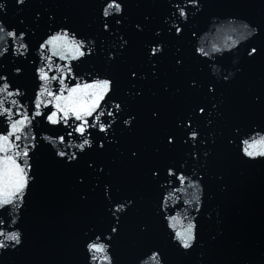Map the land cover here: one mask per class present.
I'll use <instances>...</instances> for the list:
<instances>
[{
	"label": "snow or ice",
	"instance_id": "obj_1",
	"mask_svg": "<svg viewBox=\"0 0 264 264\" xmlns=\"http://www.w3.org/2000/svg\"><path fill=\"white\" fill-rule=\"evenodd\" d=\"M32 4L0 0V64L12 65L0 70V258L25 247L43 150L68 174L78 206L95 209L81 217L73 264H211L205 213L210 222L215 212V245L224 221L211 202L232 191L236 166L264 165V85L236 101L225 94L244 68L217 78L220 49L189 31L203 0H38L30 23L9 22L10 6ZM63 5L93 8L90 31L52 11ZM228 23L245 63H264V24ZM29 63L31 94L14 83Z\"/></svg>",
	"mask_w": 264,
	"mask_h": 264
},
{
	"label": "water",
	"instance_id": "obj_2",
	"mask_svg": "<svg viewBox=\"0 0 264 264\" xmlns=\"http://www.w3.org/2000/svg\"><path fill=\"white\" fill-rule=\"evenodd\" d=\"M38 6V0H33V4L25 8L23 12H16L11 6L9 7L10 23H16L17 17H23L27 22H31L32 12ZM58 16L68 14L73 21L81 28L82 31H90L87 27L89 17L94 9L87 6H68L63 5L60 8H52ZM154 14H159L162 9H152ZM133 14L137 15V10L133 9ZM201 29L197 44H202L206 49L211 50L213 47L220 49L217 13L215 0H203V9L197 14L194 22L189 26ZM185 49L188 54L191 52V45L187 42V33L185 40ZM34 54V53H33ZM220 57L219 63L215 67L219 69L217 78L223 73L221 49L216 53ZM23 59V58H21ZM11 60L0 64V70L9 71L11 69ZM25 74L20 79H14V83L27 84L29 94H31V64L24 65ZM194 70L199 71L203 66L193 65ZM209 72L212 64L209 63ZM226 94V90H223ZM39 162V181L33 186L28 196L27 207L24 210L21 227L26 233L25 247L21 253L15 256H4L3 264H73L75 260L74 244L80 224L81 217L85 211H94V207L81 209L75 197L68 174L54 166L48 154L41 151L37 154ZM122 178H126V173H122ZM232 191L228 194L217 193L216 199L210 204V211L216 209L219 205L221 217L224 221L221 226L224 229V237L215 245L209 240L210 233H215V212H211L212 221L207 220L205 213L204 239L206 251L211 264H239L238 261V244H237V227H236V210L233 171L230 177ZM214 184V181H210ZM150 200L152 194H147ZM203 199V196H202ZM186 207L182 203L180 209ZM191 212V210H189ZM175 214V213H173ZM192 215L196 213L191 212ZM173 264H191V261L182 258H173Z\"/></svg>",
	"mask_w": 264,
	"mask_h": 264
}]
</instances>
